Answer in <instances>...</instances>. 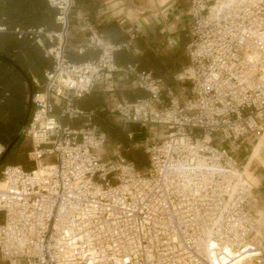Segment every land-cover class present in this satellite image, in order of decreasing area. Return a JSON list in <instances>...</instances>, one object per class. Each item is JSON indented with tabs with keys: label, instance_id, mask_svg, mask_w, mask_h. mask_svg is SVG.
I'll return each mask as SVG.
<instances>
[{
	"label": "built area",
	"instance_id": "2783aa9c",
	"mask_svg": "<svg viewBox=\"0 0 264 264\" xmlns=\"http://www.w3.org/2000/svg\"><path fill=\"white\" fill-rule=\"evenodd\" d=\"M47 1L59 30H12L41 46L53 66L23 130L33 165L0 172V262L264 264L253 187L231 148L264 134V0H190V63L179 77L192 86L184 99L137 64H118L116 53L130 42L92 32L98 57L70 61L77 0ZM119 73L149 95L114 101L110 112L165 130L145 139L144 171L120 152L104 158L107 134L91 122L94 111L75 105L96 86H113ZM5 151L0 142V159Z\"/></svg>",
	"mask_w": 264,
	"mask_h": 264
},
{
	"label": "crops",
	"instance_id": "0c3cea01",
	"mask_svg": "<svg viewBox=\"0 0 264 264\" xmlns=\"http://www.w3.org/2000/svg\"><path fill=\"white\" fill-rule=\"evenodd\" d=\"M189 5L190 0H77L71 13L68 58L83 62L98 57L100 49L88 41L92 32H98L107 42L131 43L116 53L118 64H137L140 70L150 71L155 77L168 78L176 72L178 57L186 54L179 62L180 68L185 69L190 63ZM56 14L57 10L47 0H0V26L7 28L0 31V142L26 154L30 142L23 128L32 116L33 93L44 86L45 71L52 68L53 58L36 42L19 38L12 30L16 27L59 30ZM45 44L50 45L47 40ZM81 48L83 53H79ZM131 81L119 73L113 86L98 85L76 100L75 105L85 111H101L119 99L135 100L149 95ZM26 143L28 150L24 149ZM231 148L253 187L249 206L264 223V134L260 137L250 134L232 143ZM261 236L264 238V227Z\"/></svg>",
	"mask_w": 264,
	"mask_h": 264
},
{
	"label": "rangeland",
	"instance_id": "374dc122",
	"mask_svg": "<svg viewBox=\"0 0 264 264\" xmlns=\"http://www.w3.org/2000/svg\"><path fill=\"white\" fill-rule=\"evenodd\" d=\"M142 26L143 24H138ZM186 54L178 57L176 72L170 75L168 78H164L165 86L171 87L174 93L181 97L182 99L186 98L190 94L191 82L184 81L180 79L181 71L184 69L180 68L179 62L185 59ZM169 80L170 82H168ZM180 90H184V94H180ZM101 111H94V115L92 116V123L101 127V129L107 134V144L105 150L107 154L104 155V158H109L115 155L116 152H120L122 155L126 156L131 160H135L139 170L144 171L148 163V155L144 149V141L146 138L158 140L163 134L164 129H160L157 126H147L142 127L138 124H132L125 122L118 114L110 112V106ZM86 121V119H82V122ZM81 122V123H82ZM76 123L75 125H77ZM153 127V128H152ZM131 134V137H130ZM29 148L28 143H26L24 149ZM14 153V148L10 151L8 156L5 159V164L11 162L10 158ZM18 160L17 163H20L26 169H30L32 167V163L28 160L27 154L24 150L18 151ZM2 170V166L0 167V172ZM2 214L0 213V217ZM0 264H6L0 262Z\"/></svg>",
	"mask_w": 264,
	"mask_h": 264
},
{
	"label": "trees",
	"instance_id": "16d2710c",
	"mask_svg": "<svg viewBox=\"0 0 264 264\" xmlns=\"http://www.w3.org/2000/svg\"><path fill=\"white\" fill-rule=\"evenodd\" d=\"M13 146H8L6 147V151L4 152L5 156L1 161L0 167L3 166V164L5 163V159L8 156V154L10 153V151L12 150ZM18 151L16 148H14V153L12 154V157L10 158L11 162H17L18 160V155H17Z\"/></svg>",
	"mask_w": 264,
	"mask_h": 264
},
{
	"label": "bare ground",
	"instance_id": "6f19581e",
	"mask_svg": "<svg viewBox=\"0 0 264 264\" xmlns=\"http://www.w3.org/2000/svg\"><path fill=\"white\" fill-rule=\"evenodd\" d=\"M263 227H264V223L262 222V220L259 216V228L257 229V235L263 234Z\"/></svg>",
	"mask_w": 264,
	"mask_h": 264
},
{
	"label": "water",
	"instance_id": "95a60500",
	"mask_svg": "<svg viewBox=\"0 0 264 264\" xmlns=\"http://www.w3.org/2000/svg\"><path fill=\"white\" fill-rule=\"evenodd\" d=\"M26 127V124L24 125V128ZM24 128H23V130H24ZM4 156H5V154H3L2 155V157H1V159H0V164H1V161H2V159L4 158Z\"/></svg>",
	"mask_w": 264,
	"mask_h": 264
}]
</instances>
